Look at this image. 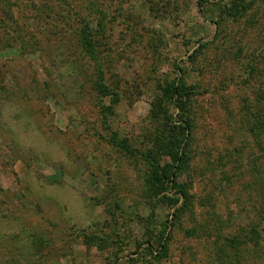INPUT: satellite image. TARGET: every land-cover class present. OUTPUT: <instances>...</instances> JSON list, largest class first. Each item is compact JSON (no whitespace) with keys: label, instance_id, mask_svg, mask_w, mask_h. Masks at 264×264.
Listing matches in <instances>:
<instances>
[{"label":"rangeland","instance_id":"374dc122","mask_svg":"<svg viewBox=\"0 0 264 264\" xmlns=\"http://www.w3.org/2000/svg\"><path fill=\"white\" fill-rule=\"evenodd\" d=\"M231 1L1 0L0 264H264L262 228L259 244L240 235L264 215V151L243 107L262 80L245 44L258 61L264 0L236 19ZM177 77L193 127L180 212L183 199L151 195L140 156L163 134L159 84Z\"/></svg>","mask_w":264,"mask_h":264},{"label":"trees","instance_id":"16d2710c","mask_svg":"<svg viewBox=\"0 0 264 264\" xmlns=\"http://www.w3.org/2000/svg\"><path fill=\"white\" fill-rule=\"evenodd\" d=\"M244 2L245 0L231 1L232 6H230V8L232 7L234 10L233 14L231 15L235 16V19L238 18L237 15H245L248 6L246 4H243ZM87 8L89 11L92 10V5L90 4ZM99 19V30L101 34H103L104 26L102 23V19ZM251 23H254V26H256L257 24V22ZM256 27L259 32L264 33V31L262 30V26L259 23ZM86 30L89 31L87 27H83L81 30V34L83 35ZM99 30H91L90 36L83 37L81 39L80 45L88 47L87 52L92 57L94 56L93 54L97 52L96 47L98 45L94 44L93 37L99 32ZM103 36L105 35L103 34ZM252 44L253 38L249 39L245 44V48L248 51V54L245 55L247 56V59L250 58L248 66V70H250L249 77H254L255 79L257 75L258 77H260V73H262V80L258 84V89L253 92V99H248V102L246 103V98L243 107L244 110H246V117L248 118V122L251 124V127L254 128V134L259 138L261 137L262 143L260 144V148L264 151V51L262 52V54L260 53V57L258 61H256L258 55L257 52L252 48V46H254ZM203 47L204 45H202V48ZM197 52L196 54L192 55V57H195V59H197ZM181 70L182 68H179V71ZM99 88L100 91H103V93L106 94V90L102 82L99 83ZM159 89L161 91V95H159L152 102L150 118L158 120L159 122L161 121L160 125H162L163 134L160 140L154 142V148L152 146V149L149 148V150L145 151L144 154L141 153L140 156L141 158H143L144 161H146L147 164L146 183L151 195H163V201L167 200L171 205H177V203L183 199L184 202L183 205L180 207V212L183 209L187 210L188 205L191 203L189 187L185 183H181L179 181V173L181 169H183V167L188 164L189 159L187 149L190 137L192 136L193 129L189 115V104L191 101L192 92L191 88H188L187 85L184 83L182 77H177L172 81H167L166 84H159ZM118 100L119 98L117 97L115 103ZM116 145H118L121 151L131 154L130 156H133V158H135L136 160L139 158L138 155L140 153V150L135 149L133 151L131 148V144L128 140L116 141ZM227 180L230 179L227 178ZM246 188H249V185L246 186ZM258 192H262L264 196V185L262 186V190L258 186ZM169 194H171L172 196H170ZM261 198L262 197H260V199ZM173 215L176 218L177 214ZM181 217H183V215ZM263 223L264 215H260L257 220L255 219L250 221L245 231L244 228H242L240 230V235L242 236L243 234H246L249 239L259 244L260 227L264 231V227L262 225ZM169 224V227L173 226V220L172 223L170 222ZM187 231L191 232L189 230ZM164 233L165 232H162L159 237V245L163 249L162 257H166L167 255V242L169 238L168 236L164 238ZM226 240H229L230 246L233 245V247H236L237 241H239V237L234 236L231 240L228 238ZM242 252L243 251H241V253ZM235 255L236 257L239 256L238 250ZM236 264L243 263L237 260Z\"/></svg>","mask_w":264,"mask_h":264}]
</instances>
